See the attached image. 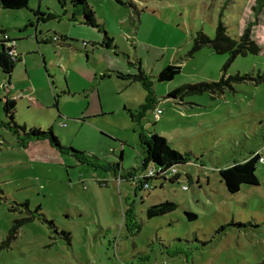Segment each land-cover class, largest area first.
<instances>
[{"label":"rangeland","instance_id":"obj_1","mask_svg":"<svg viewBox=\"0 0 264 264\" xmlns=\"http://www.w3.org/2000/svg\"><path fill=\"white\" fill-rule=\"evenodd\" d=\"M39 1L18 12L0 5V37L19 59L9 88L0 72V264H264V164L259 185L237 194L220 176L264 152V15H246L250 6L242 17L247 0L223 14L224 0H87L105 29L90 42L66 34L68 0H42L32 12ZM219 21L235 38L249 27L259 54L194 50L197 34L214 38ZM36 26L52 43L38 46ZM168 65L181 73L160 82ZM237 76L248 78L169 97ZM8 96L20 124L52 129L67 150L20 145L7 126ZM153 133L190 161L177 182L152 180L147 190L141 138ZM166 201L177 210L149 219Z\"/></svg>","mask_w":264,"mask_h":264},{"label":"trees","instance_id":"obj_2","mask_svg":"<svg viewBox=\"0 0 264 264\" xmlns=\"http://www.w3.org/2000/svg\"><path fill=\"white\" fill-rule=\"evenodd\" d=\"M30 0H0V5L4 11H22L28 8ZM224 6L222 8V14L227 6L232 4L237 5V0H224ZM255 3V5H254ZM69 9L72 12V19L79 17L82 19L85 25L92 28H96L99 31L105 32L104 26H102L96 19V14L93 9L89 6L87 0H69ZM252 6V11H249V16L254 13L257 15H264V0H247L245 8L240 9L245 17V9ZM259 8V10H256ZM242 35L239 38L232 37L229 33V27L225 26L222 21H219L215 37L211 38L206 34L200 32L195 38L194 50H199L204 47H209L215 54L223 55L228 54L231 56V60L240 55L246 56L249 54L257 55L260 52V45L257 39L252 37V33L249 27L244 26L242 28ZM1 34V32H0ZM55 37H57L55 35ZM110 42V39L106 37ZM13 41L8 37H0V71L3 76L7 79L13 74L16 67V63L19 59L14 56L15 51L12 45ZM181 73V67L178 65H168L158 76L160 82H170L178 74ZM248 78H240L239 76L229 78L224 81L222 78L219 83L212 84H201L197 86H188L177 89L171 95L170 98L176 99L187 92H198L203 93L208 90L215 92L216 90L223 92L225 86H229L231 81H241ZM136 81V80H135ZM154 104V103H152ZM16 107L17 102L15 100L7 98L4 105V113L8 120L7 126L18 137L20 145H27L32 141H44L47 140L52 147L61 151H66L65 147L61 145L59 138L54 134L53 130L43 132L41 129L36 127L28 128L27 125L20 124L16 119ZM141 144L145 153V161L143 169H147V174L141 175L140 184L146 185L144 189L149 190V182L152 180H161L162 182L175 183L180 179V173L177 170L178 166H185L190 159L188 154H182L179 151L173 149L170 142L163 136H159L156 133L150 134L148 139L141 138ZM70 151V150H69ZM75 155H81L72 150ZM264 154V152H263ZM122 158V155H121ZM260 153H253L252 156L243 163H234L232 166L220 170V176L222 182L225 184L227 190L231 194H237L241 191L242 186L259 185V178L256 174L257 165L259 163ZM114 168L118 171L120 163L114 164ZM173 170H176L174 173ZM152 172V174H150ZM142 174V173H141ZM132 177L135 175L130 174ZM191 180V177L188 176ZM135 178L138 179V176ZM177 204L174 202L166 201L154 206H151L147 211L149 219L161 217L172 213L177 210ZM186 216L190 221L197 220V215L192 212H186ZM222 230V229H221ZM219 230L218 232H220ZM15 228L10 231V235L14 234Z\"/></svg>","mask_w":264,"mask_h":264},{"label":"crops","instance_id":"obj_3","mask_svg":"<svg viewBox=\"0 0 264 264\" xmlns=\"http://www.w3.org/2000/svg\"><path fill=\"white\" fill-rule=\"evenodd\" d=\"M41 1L42 0H40L39 1V3H40V5H39V8H38V10H36L35 11V9L34 8H30L31 9V11L32 12H40L42 9H41V6H42V4H41ZM68 4H69V0H68V3H66V5H65V7L67 8V13H66V17H67V19L66 20H68L69 22H70V24H72L71 26H72V28H71V30H69V32H67L66 34L68 35V36H70V37H74L73 35H75V36H77V37H81L83 40H85V39H87L88 41H90V42H93V41H96V42H100L101 41V38H100V36H99V33L98 32H100L99 30L98 31H91L92 29H94V28H92V27H90V26H88V25H85L84 24V22L82 21V19H80L79 17H77V18H75L74 20L72 19V12L70 11V9H69V6H68ZM26 10V9H25ZM23 11V10H22ZM18 12V11H17ZM44 16H42V18H43ZM99 22V21H98ZM74 23V24H73ZM37 27V33H36V39L39 41V43L37 42V44H38V46H46V44H47V40L49 41V43H52V39L51 38H46L45 36H44V32L43 31H40L39 30V27L38 26H36ZM28 28H32V26L31 27H28ZM28 28H25L24 29V31H26ZM73 30V31H72ZM48 35H50V34H48ZM54 35V37H55V35L57 36L58 34H53ZM10 38V37H9ZM41 42V43H40ZM80 64L82 65V67H83V70H82V72H84V63H83V60H80ZM86 67H88V66H86ZM1 72V71H0ZM2 73V72H1ZM14 73V72H13ZM3 75V74H2ZM13 75V74H12ZM12 75H10V77L9 78H5V81L7 82V84H9V86H10V81H11V77H12ZM66 79V78H65ZM65 82H66V80H65ZM67 91H68V88H67ZM8 98L9 99H12V100H15L16 101V99H14V98H12V97H10V96H8ZM174 99V98H173ZM17 102V101H16ZM18 105V104H17ZM156 107V106H155ZM17 115V114H16ZM17 118V117H16ZM60 118H61V116H60ZM18 120V119H17ZM191 180H192V177H191Z\"/></svg>","mask_w":264,"mask_h":264},{"label":"built area","instance_id":"obj_4","mask_svg":"<svg viewBox=\"0 0 264 264\" xmlns=\"http://www.w3.org/2000/svg\"><path fill=\"white\" fill-rule=\"evenodd\" d=\"M54 40L58 41L59 38L58 37H53ZM14 56H15V51L13 52ZM155 117H156V121L160 120L161 115L163 114V110L160 108H156L154 111ZM259 163L264 164V154L260 153V159H259ZM173 172L175 173L176 170H173ZM150 174H152V172H150ZM185 190H187V187H184Z\"/></svg>","mask_w":264,"mask_h":264},{"label":"water","instance_id":"obj_5","mask_svg":"<svg viewBox=\"0 0 264 264\" xmlns=\"http://www.w3.org/2000/svg\"><path fill=\"white\" fill-rule=\"evenodd\" d=\"M7 87L9 88V84L7 85Z\"/></svg>","mask_w":264,"mask_h":264}]
</instances>
